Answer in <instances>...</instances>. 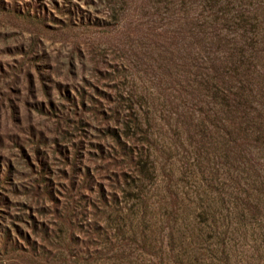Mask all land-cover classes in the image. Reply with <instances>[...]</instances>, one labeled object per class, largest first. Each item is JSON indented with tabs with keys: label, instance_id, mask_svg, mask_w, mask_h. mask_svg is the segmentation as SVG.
<instances>
[{
	"label": "rangeland",
	"instance_id": "rangeland-1",
	"mask_svg": "<svg viewBox=\"0 0 264 264\" xmlns=\"http://www.w3.org/2000/svg\"><path fill=\"white\" fill-rule=\"evenodd\" d=\"M200 3L0 0V264H264V89L203 87Z\"/></svg>",
	"mask_w": 264,
	"mask_h": 264
},
{
	"label": "trees",
	"instance_id": "trees-1",
	"mask_svg": "<svg viewBox=\"0 0 264 264\" xmlns=\"http://www.w3.org/2000/svg\"><path fill=\"white\" fill-rule=\"evenodd\" d=\"M200 2L199 36L202 48H209L208 44L217 47L213 53L214 58H210L211 67L203 68V87L214 92L215 97L220 100L219 104L234 114L235 120H248L249 110L255 104L256 92L264 89L263 84L256 82V78L264 80V77L260 75L257 63L255 51L260 42L256 41L257 26L249 17L252 11L242 9L238 5L240 0ZM210 82L212 88L208 86ZM237 114H241V117H237ZM262 117L260 114L258 120Z\"/></svg>",
	"mask_w": 264,
	"mask_h": 264
}]
</instances>
